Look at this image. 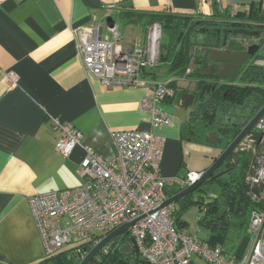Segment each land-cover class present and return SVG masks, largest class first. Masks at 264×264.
<instances>
[{
    "label": "crops",
    "instance_id": "crops-1",
    "mask_svg": "<svg viewBox=\"0 0 264 264\" xmlns=\"http://www.w3.org/2000/svg\"><path fill=\"white\" fill-rule=\"evenodd\" d=\"M259 2L264 0H0V264H35L46 256L28 197L83 183V144L111 159L112 131L149 127L150 115L140 102L152 94L156 82L171 77L157 73V65L143 73L147 82L142 86L104 84L86 70L77 52L82 27L102 24L109 13L120 31L118 18H123L120 34L129 47L148 24L128 22L122 17L126 12L214 16ZM8 72L16 77L15 85L8 83ZM156 106L171 116L168 124L152 129L164 137L161 173L182 177L207 169L222 150L187 134L190 107L183 106L179 93ZM55 117L83 134L67 156L56 150L60 132L50 123ZM165 193L169 197L176 192L168 188ZM184 227L208 238L209 230L198 231V222L195 232L186 223ZM247 227L238 222L228 227L221 242L226 255L239 257L250 249ZM193 260L205 264L198 257Z\"/></svg>",
    "mask_w": 264,
    "mask_h": 264
},
{
    "label": "built area",
    "instance_id": "built-area-1",
    "mask_svg": "<svg viewBox=\"0 0 264 264\" xmlns=\"http://www.w3.org/2000/svg\"><path fill=\"white\" fill-rule=\"evenodd\" d=\"M235 10L232 7L230 15ZM81 30L84 34L77 41V52L83 56L86 70L106 85L142 86L147 82L142 73L159 63L162 25L158 21L150 22L144 35L135 36L129 47L122 43L119 24L113 19ZM170 80L156 82L152 94L140 102L150 115L149 127L112 131L115 154L111 159H104L83 144L85 154L80 169L87 176L83 183L28 197L45 257L69 251L80 261L84 248L91 249L116 228L134 221L88 264L102 262V255L107 254L112 242L122 247L132 239L137 257L147 264H195L194 257L205 264H264V160L248 178L262 185L263 204L251 213L247 227L251 247L239 257L226 255L220 243L210 244L178 228L176 203L159 207L168 198L166 189L177 193L201 175L188 171L182 177L167 176L160 171L164 137L152 129L171 121V116L156 106L173 92L168 86ZM7 81L15 85L17 79L8 72ZM50 123L60 132L56 150L62 155L67 156L82 142V132L70 124L56 117ZM254 128L264 131V115Z\"/></svg>",
    "mask_w": 264,
    "mask_h": 264
},
{
    "label": "trees",
    "instance_id": "trees-1",
    "mask_svg": "<svg viewBox=\"0 0 264 264\" xmlns=\"http://www.w3.org/2000/svg\"><path fill=\"white\" fill-rule=\"evenodd\" d=\"M125 16L128 22L133 23H161L159 61L167 65V74L171 76L168 86L179 96L186 92L195 95L185 121L187 134L204 142L205 134L213 132L221 139L215 145L224 149L264 105V3L236 9L233 15L224 12L204 16L161 10L126 12L122 17ZM217 28L260 29L263 33L259 48L234 78L201 74L207 65L205 49L216 39ZM250 38L228 34L226 46L239 50ZM206 83L215 87L200 96ZM260 160H264V131L254 128L218 168L221 175L212 179L220 183L221 193L210 196L201 192L197 198L192 193L177 202L174 213L176 226L184 227L183 212L195 204L200 212L198 225L209 230L207 239L199 236L210 244H221L232 223L248 224L252 211L263 204L260 198L262 185L248 181ZM223 205L225 210L220 214ZM109 246L99 264H146L131 251L123 252L115 242ZM68 253L62 251L55 256L44 257L35 264H78L79 261Z\"/></svg>",
    "mask_w": 264,
    "mask_h": 264
},
{
    "label": "water",
    "instance_id": "water-1",
    "mask_svg": "<svg viewBox=\"0 0 264 264\" xmlns=\"http://www.w3.org/2000/svg\"><path fill=\"white\" fill-rule=\"evenodd\" d=\"M125 6H130V3H124ZM107 20H111V16L108 13L106 16ZM217 36L211 43V46L205 49L207 55V65H205L202 70V75H212L218 78H234L241 66L255 53L259 48L257 43H252L246 47V50L230 49L226 46V36L227 34L232 35H245L250 37H257L261 34L260 29H248V28H224L215 29ZM221 34L223 37H221ZM215 87L212 83H206L200 91V96H203L205 92ZM182 104L184 107L188 108L192 105L195 99V95L186 92L180 95ZM264 115V105L258 110V112L252 117V119L245 125V127L237 134V136L220 152L212 164L201 172L200 177L194 181L192 184L181 189L174 195L168 197L159 207L165 206L170 203L178 202L188 195L192 194L197 190L203 183L208 182L221 175V172H217L221 164L228 158V156L240 145L243 139L248 135V133L254 129L255 125ZM205 141L209 144L220 143L221 139L216 137L213 132L205 134ZM157 207V208H159ZM225 210V205H223L219 213L222 214ZM134 221L125 223L122 226L116 228L106 236H104L97 244H95L91 249L87 250L84 248L85 255L80 259L78 264H88L92 258L100 251V249L105 246L108 242L113 240L118 234L124 232L130 224ZM132 245L134 248L135 256L137 257L138 250L132 239ZM129 243H125L121 250L123 252L131 251L132 246ZM147 264V263H146Z\"/></svg>",
    "mask_w": 264,
    "mask_h": 264
},
{
    "label": "rangeland",
    "instance_id": "rangeland-1",
    "mask_svg": "<svg viewBox=\"0 0 264 264\" xmlns=\"http://www.w3.org/2000/svg\"><path fill=\"white\" fill-rule=\"evenodd\" d=\"M119 23H120V31L123 32L125 29V19L123 18H118ZM157 73L161 74V75H166L167 72V65L165 63H163L162 61L160 62V64H158L157 66ZM179 109L181 111H185L186 109L183 106H179ZM186 112V111H185ZM200 188V189H199ZM197 190L194 191L195 194V198H197L198 193H206L210 196H217L221 193V186L220 183L217 180H210L208 182L203 183ZM199 214V208L198 206L192 205L189 208H187L184 212H183V219L186 221V225L190 226L191 229H193V231L195 232L197 229V217ZM64 223H66V220H63ZM205 227L201 226V228H198L199 230H203ZM197 233V232H196Z\"/></svg>",
    "mask_w": 264,
    "mask_h": 264
},
{
    "label": "flooded vegetation",
    "instance_id": "flooded-vegetation-1",
    "mask_svg": "<svg viewBox=\"0 0 264 264\" xmlns=\"http://www.w3.org/2000/svg\"><path fill=\"white\" fill-rule=\"evenodd\" d=\"M221 35H222V34H221ZM227 35H228V34H227ZM230 35H232V34H230ZM261 36H263L262 31H261V34H260L259 36H257V37H251V38L249 39V41H247V42H245V43L243 44L242 49H239V50H246V47H247L248 45L252 44V43H257V44L259 45V39L261 38ZM249 59H250V58H249ZM249 59H248V60H249ZM248 60H247V61H248ZM247 61H246V62H247ZM246 62H245V63H246ZM245 63H244V64H245ZM244 64H243V65H244ZM243 65H242V66H243ZM242 66H241V68H242ZM241 68H240V69H241ZM240 69H239V70H240ZM238 72H239V71H238ZM237 74H238V73H237ZM127 243H129V244L132 245V243H131L130 241H128ZM131 247H132L131 252L134 254V248H133V245H132Z\"/></svg>",
    "mask_w": 264,
    "mask_h": 264
}]
</instances>
